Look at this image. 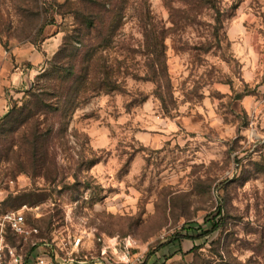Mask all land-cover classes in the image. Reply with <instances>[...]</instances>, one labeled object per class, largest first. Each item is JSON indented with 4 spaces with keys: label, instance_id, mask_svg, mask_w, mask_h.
<instances>
[{
    "label": "rangeland",
    "instance_id": "rangeland-1",
    "mask_svg": "<svg viewBox=\"0 0 264 264\" xmlns=\"http://www.w3.org/2000/svg\"><path fill=\"white\" fill-rule=\"evenodd\" d=\"M211 1L124 0L100 73L65 119L40 116L54 137L33 156L19 112L41 88L61 109L47 76L94 4L0 0V228L24 210L27 238L4 229L25 260L113 264L130 240L131 264H264V0Z\"/></svg>",
    "mask_w": 264,
    "mask_h": 264
},
{
    "label": "trees",
    "instance_id": "trees-1",
    "mask_svg": "<svg viewBox=\"0 0 264 264\" xmlns=\"http://www.w3.org/2000/svg\"><path fill=\"white\" fill-rule=\"evenodd\" d=\"M89 1L94 4L92 6L93 10H91L90 13L97 11V15L95 16L90 13L86 15L81 14L82 26L79 28V32L76 34V36L73 35V37H69V41L67 40L66 43L56 52L52 62L53 72L47 76V81L49 79L50 81H53L52 79L58 77L59 80L66 82V86L60 88L62 89L61 97L64 100L63 106L61 109L59 107H56L55 109V106L53 107V105L48 104L49 98L46 91L42 88L41 90L38 89L41 92H34L35 94L33 93L32 103L24 105V107H22L19 112L21 117V120L18 123L19 128H13L14 131H18L21 125H32L33 131L29 134L32 137V140L29 143L33 156H38L44 153L49 146V142H51L54 137L53 128H48L45 131H42L41 125L39 127L38 120L40 119V116H48L51 112H53L56 114L54 117L59 116L60 118L65 119L67 115L73 112L77 105V100L81 95V91L87 87L88 82L91 79V75L94 77L100 73V67L103 66V64H101L103 58L102 51L103 49L109 47L110 42L114 37V33L122 24V10L124 8L122 7V4H124V0H120V3H114L113 0H109L111 3L117 4L115 9L107 8L105 6L106 3H103L102 0ZM206 1L213 5L211 0ZM99 7H102L104 10L99 9ZM92 31L96 32L95 37H93L92 40H87L89 34ZM77 44L80 45L77 46ZM71 48L72 54H68V49ZM65 60L67 63H76L77 61H80V74L78 75L75 73L71 67L66 69L62 67L66 74L56 75L57 71L59 70L58 65L55 66L56 62ZM105 73L109 74L107 71H105ZM45 74H42L40 78L46 76ZM94 79L96 80V77ZM106 79H109L108 75H106ZM105 84L107 86H111V82L109 80H104L103 85ZM54 87H56L54 84H49L47 89H53ZM97 89L100 88L95 87L94 91H97ZM55 93L57 94L58 91L55 92L54 90V94ZM8 116L9 114L7 117ZM2 132H0L1 135L4 134V132ZM26 134L27 130H23V137H26ZM222 211L223 210L221 208L218 209V212L213 214V217L209 219L211 221L212 228L209 231H204V235L216 231L225 225V216H222ZM11 245L16 246L14 244ZM20 252L22 253V251Z\"/></svg>",
    "mask_w": 264,
    "mask_h": 264
},
{
    "label": "built area",
    "instance_id": "built-area-1",
    "mask_svg": "<svg viewBox=\"0 0 264 264\" xmlns=\"http://www.w3.org/2000/svg\"><path fill=\"white\" fill-rule=\"evenodd\" d=\"M2 225L3 227L0 228V264H66L45 256H39L33 262H29L28 258L25 260L19 247L9 244L4 225H7L16 235L24 238H27L31 233L27 229V220L24 210L6 211L2 215ZM114 247V258L112 257L113 264H131V249L133 248L131 241L126 240L124 242L119 256L116 255L118 254L117 243L114 244Z\"/></svg>",
    "mask_w": 264,
    "mask_h": 264
},
{
    "label": "crops",
    "instance_id": "crops-1",
    "mask_svg": "<svg viewBox=\"0 0 264 264\" xmlns=\"http://www.w3.org/2000/svg\"><path fill=\"white\" fill-rule=\"evenodd\" d=\"M20 79H21V76H20L19 74L15 73V74L13 75L11 81H12L13 83H17L16 81H18V80H20Z\"/></svg>",
    "mask_w": 264,
    "mask_h": 264
}]
</instances>
